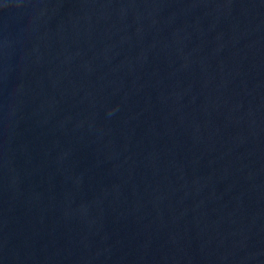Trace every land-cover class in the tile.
Returning a JSON list of instances; mask_svg holds the SVG:
<instances>
[{
    "label": "water",
    "instance_id": "water-1",
    "mask_svg": "<svg viewBox=\"0 0 264 264\" xmlns=\"http://www.w3.org/2000/svg\"><path fill=\"white\" fill-rule=\"evenodd\" d=\"M0 264H264V0H0Z\"/></svg>",
    "mask_w": 264,
    "mask_h": 264
}]
</instances>
